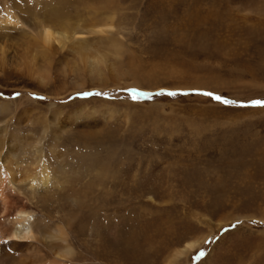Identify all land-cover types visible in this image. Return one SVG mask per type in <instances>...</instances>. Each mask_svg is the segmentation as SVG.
<instances>
[{"label":"rangeland","instance_id":"obj_1","mask_svg":"<svg viewBox=\"0 0 264 264\" xmlns=\"http://www.w3.org/2000/svg\"><path fill=\"white\" fill-rule=\"evenodd\" d=\"M7 10L19 24L0 25L1 150L32 162L41 147L55 169L44 191L14 196L64 227L65 263L171 264L197 239L174 264H264V0H0ZM41 23L82 30L100 75L57 41L39 54L43 83L16 67Z\"/></svg>","mask_w":264,"mask_h":264},{"label":"bare ground","instance_id":"obj_2","mask_svg":"<svg viewBox=\"0 0 264 264\" xmlns=\"http://www.w3.org/2000/svg\"><path fill=\"white\" fill-rule=\"evenodd\" d=\"M3 22L5 27L11 24L15 28H18L16 26L19 23L15 20L12 11L7 10L3 18L0 19V25ZM99 32L109 33L110 31L105 28L101 30L90 28L86 33L97 35ZM83 33L82 30L76 28L68 29L65 27L63 30H54L49 25L41 23L28 40L21 42V50L16 57L15 66L17 65L20 69H24L30 77L43 83L48 78L47 74L50 62L49 58L43 56L42 61H44V64H41L39 54H43L52 43L54 46V41H57L61 42V45L62 42L63 44L68 43L78 53L82 68L84 70H91L92 75L98 77L100 75V67L105 65L104 53L101 54L102 52L99 53L96 50L88 48ZM105 33L103 34L105 35ZM100 37L109 40V36L107 35ZM110 46L115 51L119 50V45L113 40L110 41ZM9 103L1 101L0 110L6 109ZM49 123L46 120L43 134L46 133L50 126ZM5 140L7 141L5 137L1 136L0 264H8L2 258H10L11 256L16 258V260H13L9 264H68L63 260L70 259L74 255V247L69 241L68 233L64 230V227L56 223L53 228L51 227L52 230L49 229V224L45 219L37 218L34 215V218H32L25 205L17 206L15 198H18L19 195L14 196L23 185L28 186L32 194L44 191L53 181H57L56 177L58 175L55 169L50 168L48 163L45 162L41 147H36L33 150V154H31L33 158L32 162L30 160L27 161L24 157L20 160L18 156L25 152L20 154L15 153V145L13 147L10 146L7 152L1 150L5 148ZM22 163H27V165L21 167L19 164ZM32 163L34 165H30ZM201 242L197 239L186 242L181 249L173 251L174 253L167 259L168 262L171 264L177 263L182 257H186L189 252L199 246ZM38 243H42L49 248L52 253L50 258H45V254L41 256L37 253L32 254L30 247Z\"/></svg>","mask_w":264,"mask_h":264},{"label":"snow or ice","instance_id":"obj_3","mask_svg":"<svg viewBox=\"0 0 264 264\" xmlns=\"http://www.w3.org/2000/svg\"><path fill=\"white\" fill-rule=\"evenodd\" d=\"M217 99H219V98H217ZM254 103L261 104L262 102L261 101H254Z\"/></svg>","mask_w":264,"mask_h":264}]
</instances>
